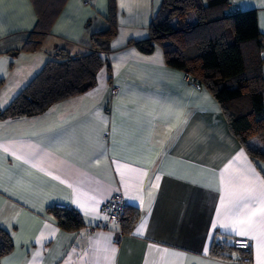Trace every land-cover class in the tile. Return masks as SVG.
<instances>
[{
    "label": "crops",
    "instance_id": "0c3cea01",
    "mask_svg": "<svg viewBox=\"0 0 264 264\" xmlns=\"http://www.w3.org/2000/svg\"><path fill=\"white\" fill-rule=\"evenodd\" d=\"M162 1L113 0L116 30L93 88L36 116L0 119V230L12 241L3 264H241L210 255L224 239L249 241L247 264H257L258 220L245 236L212 222L234 184L264 194V162L232 134L210 91L166 64L160 45L143 53L132 44L150 37ZM230 9L256 13L264 80V0H229ZM108 28V0H0V112L49 59L87 53ZM36 30L39 47L24 48ZM117 192L139 210L130 234L102 215ZM52 208L78 212L84 227L61 229Z\"/></svg>",
    "mask_w": 264,
    "mask_h": 264
},
{
    "label": "trees",
    "instance_id": "16d2710c",
    "mask_svg": "<svg viewBox=\"0 0 264 264\" xmlns=\"http://www.w3.org/2000/svg\"><path fill=\"white\" fill-rule=\"evenodd\" d=\"M228 10L229 0H163L153 19L150 37L132 44L143 53H151L155 45H160L166 64L203 84L221 105L230 131L249 156L264 162L262 36L254 10ZM113 12V0H108L109 28L91 36L88 52L73 56L59 52L57 58L49 59L0 112V119L39 115L55 103L93 88L100 69L106 65L101 55L108 51L115 34ZM43 35L37 30L31 32L24 48H38ZM253 138L263 148L252 149L249 140ZM50 213L65 231L84 227L82 217L74 210L52 208ZM138 219V208L127 204L119 224L122 234H130ZM234 241L214 242L210 255L249 263V253L237 249ZM11 249L10 235L0 230V259Z\"/></svg>",
    "mask_w": 264,
    "mask_h": 264
},
{
    "label": "snow or ice",
    "instance_id": "6c2138e0",
    "mask_svg": "<svg viewBox=\"0 0 264 264\" xmlns=\"http://www.w3.org/2000/svg\"><path fill=\"white\" fill-rule=\"evenodd\" d=\"M176 119L179 120V115L176 116ZM113 130L115 131V129ZM4 151L7 152L8 149L4 148ZM17 159H20V157H17ZM155 179L159 181L160 176L157 175ZM152 186L158 187L156 184ZM221 203L224 206L223 219L218 218L214 220L212 222L213 228L231 229L239 236L248 235L257 220L261 227L264 228V194H261L259 197L254 195V189L252 187L238 183L234 184L233 189L226 193V197H221ZM217 213L219 217L221 209L218 208ZM244 225H247V227L239 230ZM143 227L144 224L141 223L137 228V234H141ZM104 251L106 258H108V254H114L116 250L110 248ZM0 264H3V262H0ZM257 264H264V244L258 246Z\"/></svg>",
    "mask_w": 264,
    "mask_h": 264
},
{
    "label": "built area",
    "instance_id": "2783aa9c",
    "mask_svg": "<svg viewBox=\"0 0 264 264\" xmlns=\"http://www.w3.org/2000/svg\"><path fill=\"white\" fill-rule=\"evenodd\" d=\"M84 1L88 4L91 0ZM187 83L189 87L196 91H200L202 89V85L192 78H188ZM111 92L112 95H114L115 90H112ZM126 205V200L120 192L113 194L102 206V215L104 216V221L120 224L121 218L126 210ZM234 244L237 249H242L246 252H248L250 249V242L244 239H237L234 241Z\"/></svg>",
    "mask_w": 264,
    "mask_h": 264
},
{
    "label": "rangeland",
    "instance_id": "374dc122",
    "mask_svg": "<svg viewBox=\"0 0 264 264\" xmlns=\"http://www.w3.org/2000/svg\"><path fill=\"white\" fill-rule=\"evenodd\" d=\"M190 20H191V19H190ZM251 148H252V149H254V148H255V149H259V148H263V147L260 146L259 142H255V144L251 145Z\"/></svg>",
    "mask_w": 264,
    "mask_h": 264
}]
</instances>
